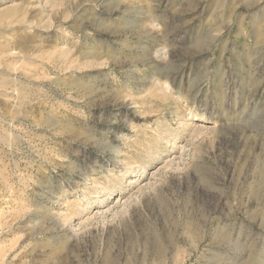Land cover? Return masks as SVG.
I'll use <instances>...</instances> for the list:
<instances>
[{"label": "rangeland", "instance_id": "374dc122", "mask_svg": "<svg viewBox=\"0 0 264 264\" xmlns=\"http://www.w3.org/2000/svg\"><path fill=\"white\" fill-rule=\"evenodd\" d=\"M0 264H264V0H0Z\"/></svg>", "mask_w": 264, "mask_h": 264}]
</instances>
